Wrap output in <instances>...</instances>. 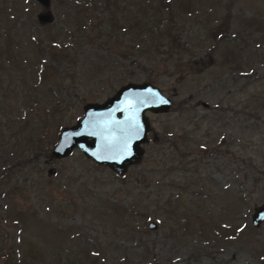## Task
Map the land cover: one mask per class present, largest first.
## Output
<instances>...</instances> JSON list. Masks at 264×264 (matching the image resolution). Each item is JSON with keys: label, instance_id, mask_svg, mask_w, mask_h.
<instances>
[{"label": "rangeland", "instance_id": "374dc122", "mask_svg": "<svg viewBox=\"0 0 264 264\" xmlns=\"http://www.w3.org/2000/svg\"><path fill=\"white\" fill-rule=\"evenodd\" d=\"M82 1L0 0V264H264V167L239 205L231 177L241 157L264 166V0H170L157 40L142 0ZM142 81L173 101L147 112L138 163L52 155L85 104Z\"/></svg>", "mask_w": 264, "mask_h": 264}, {"label": "water", "instance_id": "95a60500", "mask_svg": "<svg viewBox=\"0 0 264 264\" xmlns=\"http://www.w3.org/2000/svg\"><path fill=\"white\" fill-rule=\"evenodd\" d=\"M45 8L50 0H37ZM40 23L53 19L49 10L37 15ZM172 98L149 81L128 82L103 102H89L83 106L82 117L72 126L60 130L52 148L55 158H63L77 149L97 165L107 166L117 175L138 163L148 141L150 121L147 112H167ZM206 105V104H205ZM264 223V204L256 206L251 214V224ZM150 222L148 227L155 229Z\"/></svg>", "mask_w": 264, "mask_h": 264}, {"label": "trees", "instance_id": "16d2710c", "mask_svg": "<svg viewBox=\"0 0 264 264\" xmlns=\"http://www.w3.org/2000/svg\"><path fill=\"white\" fill-rule=\"evenodd\" d=\"M117 1H119V0H95V2H101V3H104V5H106V7H110L112 4L113 5H116L118 2ZM143 1V3H145L146 5H147V8H149L150 10H151V14H152V16L154 17V21L153 22H150V21H146L145 23H144V28H147V33L151 36H153V35H155V33H156V38H155V40H157V39H159V35H161L162 34V31H163V27H164V24L163 23H161L162 21H164V20H162V14L164 13L163 12V10L164 9H169V1L170 0H155V1H153V0H142ZM83 2V4H85V3H87V0H83L82 1ZM153 3L155 4V3H157V5L155 4V6H153ZM120 5V4H119ZM83 11L82 10H78V11H76V13H75V15H74V17H75V19H77L80 23L78 24V26L80 27V28H82L83 26H82V24L84 23V19H85V17L83 16ZM72 17V16H71ZM157 17H159L160 18V22H158V18ZM84 18V19H83ZM147 18L149 19L150 18V15H148L147 16ZM76 20V21H77ZM133 21V20H132ZM143 22V21H142ZM134 23H136V22H133L132 24H131V28L132 27H134ZM138 23H140V24H142L141 23V21H138ZM150 24V26L149 27H146L147 25H149ZM149 30V31H148ZM150 36H149V38H150ZM10 36H8V38H9ZM152 38V37H151ZM173 40H175V39H173ZM8 42L6 43V46H1L0 45V61H1V59H2V61H4L5 60V57H6V59H7V61L8 62H14V57H12V56H9V55H7V56H5V55H3V48H5L6 49V51L11 55V53H12V51H13V40L12 39H9V40H7ZM176 41V40H175ZM147 44V43H146ZM154 44H151V45H147L148 46V48L149 47H151V46H153ZM29 97V96H28ZM218 112V111H217ZM215 113V115L214 116H216L218 113ZM224 112V111H223ZM220 115H222V113H219L218 114V118H219V116ZM2 124H0V126H1ZM186 135H187V139H188V141H193V143L194 144H196L197 142H199L200 140H197L196 138H195V136L194 137H192L191 138V132H189V133H185ZM10 136H12V135H10ZM188 137H190V138H188ZM186 139V138H185ZM218 141V139L217 138H215L214 140H213V142H217ZM172 146V148H173V150H178V146H177V144L176 143H172L171 145H170V147ZM182 156H185V153H182ZM242 159L241 160H237V162H236V164H237V167L234 169V171L232 172V176L231 177H233V185H234V187H236L235 188V190H234V197H235V205H239V203H243V200L245 199V192H244V189L242 188V186L243 185H246V183L249 181V178H250V176H253V173L255 172L254 171V169L251 167V164H252V166H254V167H256L257 169H258V172L259 173H262V171H263V168L262 167H264L263 165L262 166H260V165H256V164H254L253 163V161H251V160H247L246 158H244V157H241ZM208 159H212V158H210V156H207V157H201V158H199V159H196V160H193V162L194 161H196L197 163H200L201 162V164L204 162L205 164H207V165H209L211 162V160H208ZM247 161L249 162V164H247ZM256 163H258V162H256ZM200 164V165H201ZM196 165V167H200V165H197V164H195ZM214 165L218 168V169H220V170H222V171H226L227 170V166H226V163L225 162H215L214 163ZM178 169H171V168H168L167 169V171H169V172H172V171H177ZM264 172V171H263ZM230 174V173H229ZM254 177V176H253ZM252 177V179L254 180V182H257L258 180H257V177H254L253 178ZM141 178H142V181H146V178H145V176H141ZM203 182H204V180H203ZM159 183V182H158ZM157 182H156V184H158ZM229 186L230 185H228V186H226V188L225 189H227V188H229ZM204 187V186H203ZM11 192H13V191H11ZM204 195H207V190L206 191H204L203 192V194H202V196H204ZM89 255V254H88Z\"/></svg>", "mask_w": 264, "mask_h": 264}]
</instances>
